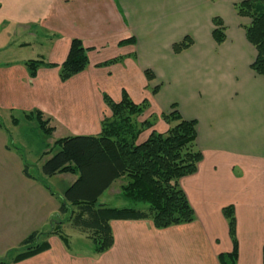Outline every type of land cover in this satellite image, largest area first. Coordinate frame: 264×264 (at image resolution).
<instances>
[{
	"label": "crops",
	"instance_id": "obj_1",
	"mask_svg": "<svg viewBox=\"0 0 264 264\" xmlns=\"http://www.w3.org/2000/svg\"><path fill=\"white\" fill-rule=\"evenodd\" d=\"M240 1L0 0V23L13 25L24 37L17 49L36 52L34 59L60 65L73 38L88 49L86 69L65 82L57 67H39L31 78L23 64L30 59L0 65V108L10 117L36 109L49 119L51 137L98 135L101 121L111 116L103 95L119 102L125 91L135 104L149 102L147 116L175 104L184 120H195V145L203 156L197 171L179 180L195 213L192 223L156 229L147 219L112 220L113 245L101 254L92 247L73 249L69 237L66 245L48 230V249L14 264H220L218 255L232 251L222 215L228 205L235 210V264H262L264 77L250 69L256 51L243 29L250 19L233 8ZM214 17L225 27L221 44L211 36ZM185 36L192 44L174 53L173 44ZM128 38L134 43L118 45ZM117 57L122 60L99 66ZM153 129L164 133L168 125L158 117ZM75 179L72 175L70 182ZM34 190L30 203L5 208L4 224L11 231L12 224L17 227L13 234L0 232L4 251L15 247L6 237L15 236L19 245L30 233L50 227V216L57 215L56 201L44 211Z\"/></svg>",
	"mask_w": 264,
	"mask_h": 264
},
{
	"label": "trees",
	"instance_id": "obj_2",
	"mask_svg": "<svg viewBox=\"0 0 264 264\" xmlns=\"http://www.w3.org/2000/svg\"><path fill=\"white\" fill-rule=\"evenodd\" d=\"M233 8L239 17L250 19V23L243 27L246 40L256 51L250 69L264 77V0H242L235 3ZM212 23L211 36L215 43L221 44L225 41L224 24L218 17H214ZM133 43L134 39L128 38L119 41L118 45ZM191 44L190 37L185 36L173 44L172 50L177 54ZM87 52L82 42L74 38L60 65L46 63L41 58L26 60L23 64L31 78L35 77L39 67H57L60 81L65 82L86 69ZM121 60L122 57L112 58L99 66H108ZM144 73L148 81L153 80L151 71L145 70ZM152 92H156V87ZM103 100L111 116L101 121L100 133L56 139L53 145L58 150L42 165V173L46 176L66 173L76 175V179L63 190L58 212L67 216L66 222L72 228L86 235L94 254L104 253L113 245L109 225L112 220L147 219L156 229L192 223L195 213L179 180L194 174L203 157L195 145L196 121L184 120L175 104H171V110L167 113L157 117L150 115L138 122L137 117L149 107L147 100L135 104L125 91L119 102H114L106 94ZM23 117L34 119L45 135H51L49 119H43L39 110L24 112ZM158 117L169 126L164 133L153 129ZM11 122L17 124L18 119L11 116ZM147 130H150L147 138L138 143L140 135ZM118 179H125V183L120 186L122 197L147 204L145 210L98 203L99 197ZM222 215L227 222L232 251L219 254L218 259L220 264H235L237 240L234 207L228 205L222 208ZM49 233L58 235L68 245L67 236L59 229H52ZM44 235L37 231L30 233L17 248L6 253L5 259H0V264L18 263L46 251L49 246ZM41 236L43 239H40ZM262 253L264 264V246Z\"/></svg>",
	"mask_w": 264,
	"mask_h": 264
},
{
	"label": "rangeland",
	"instance_id": "obj_3",
	"mask_svg": "<svg viewBox=\"0 0 264 264\" xmlns=\"http://www.w3.org/2000/svg\"><path fill=\"white\" fill-rule=\"evenodd\" d=\"M17 33L13 25H2L0 23V65L16 61V59H34L33 57H35L36 52L32 53L30 49H17L15 43L24 39V37ZM170 110L171 108L169 111ZM10 115H12V113L4 110V108H0V232L3 234L7 231L13 234V230L17 227V224H12L11 231L10 225L8 223L4 224L6 217L9 215L5 208H13L16 210L17 207L22 205L23 201H29L28 203H30L34 195L32 189H37L34 191L38 194L41 200L40 203H44V211L48 207L51 208L55 203L58 206L62 200L63 190L71 183L70 180L72 176L69 173L52 176L44 175L42 173V165L47 158L51 157L58 150V147H54L53 145L58 137L54 135L53 137H51V135H45L39 129L34 119H25L21 112L13 115L18 119V123L13 125ZM155 116L157 117V115ZM149 117L150 115L147 116V113L143 112L137 117V121L142 122ZM144 136L145 135L141 136L140 140H142ZM47 152L49 153L46 154ZM28 178H32V180ZM124 183L125 179L114 181L99 197L98 203L116 208L133 207L145 210L147 204L125 199L122 195L118 194V191L121 193L120 186ZM40 195H42V197H40ZM54 201L56 202L54 203ZM54 216L55 214L50 216V227L45 230L39 228L41 230L39 231L40 233L44 235L49 232L48 230L59 229L72 241L71 246L73 249L79 251L92 247L88 239L80 237V233H77L76 229L72 228L70 224L66 222V215L59 214L57 211L56 217ZM84 235L85 234H83V236ZM42 237L43 236H41L40 239H43ZM6 238L14 244L15 247L12 246L13 248L19 246L15 243V241H17L15 236ZM4 243V238H1L0 259H5L6 253L10 249H13L9 247V249L4 251V247H6Z\"/></svg>",
	"mask_w": 264,
	"mask_h": 264
}]
</instances>
